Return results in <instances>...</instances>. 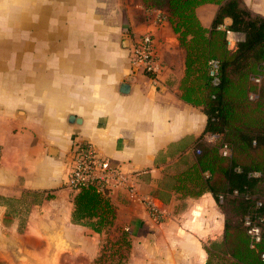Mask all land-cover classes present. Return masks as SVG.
I'll use <instances>...</instances> for the list:
<instances>
[{"label": "crops", "instance_id": "obj_1", "mask_svg": "<svg viewBox=\"0 0 264 264\" xmlns=\"http://www.w3.org/2000/svg\"><path fill=\"white\" fill-rule=\"evenodd\" d=\"M243 1L264 15V0ZM216 8H195L204 27ZM145 31L159 65L150 75L131 71L128 60ZM185 56L163 10L145 0H0L1 261L92 264L108 226L96 232L73 222L75 192L64 185L72 143L87 141L134 188L133 196L124 186L102 194L115 210L111 227L130 241L124 264L205 263L203 246L221 240L224 215L209 191L184 190L206 123L201 106L182 98L193 78L185 82ZM25 194L17 231L14 217L3 224L7 202Z\"/></svg>", "mask_w": 264, "mask_h": 264}, {"label": "trees", "instance_id": "obj_2", "mask_svg": "<svg viewBox=\"0 0 264 264\" xmlns=\"http://www.w3.org/2000/svg\"><path fill=\"white\" fill-rule=\"evenodd\" d=\"M145 3L163 10V17L178 35L186 52L185 82L193 76L182 98L201 106L206 115L195 145V162L183 176L189 184L184 186L186 193L209 191L224 215L221 240L203 246L207 254L204 264H264V15L243 0ZM204 3L217 5L209 27L195 14V8ZM226 17L231 20L228 25H224ZM226 30L243 34L233 49L227 47ZM209 59L219 62L217 83L208 74ZM256 77L258 82L252 79ZM208 134L217 138L209 142ZM223 146L228 155L221 154ZM254 172L258 175H251ZM74 192L73 222L96 232L113 224L115 210L94 184ZM246 216L260 227L261 240L254 248L249 246L243 224Z\"/></svg>", "mask_w": 264, "mask_h": 264}, {"label": "built area", "instance_id": "obj_3", "mask_svg": "<svg viewBox=\"0 0 264 264\" xmlns=\"http://www.w3.org/2000/svg\"><path fill=\"white\" fill-rule=\"evenodd\" d=\"M229 33L230 30H226L227 47L233 49L237 41ZM128 60L133 72L150 75L157 71L159 65L156 57L155 41L151 32L139 33L132 39ZM218 68V60L209 59L207 61V71L209 76L212 77L213 83L218 82ZM252 79L255 82L259 81V77ZM252 97H255V95L250 94V98ZM216 138V134L206 136V140L209 142H213ZM221 154L224 156L229 154L226 146L222 147ZM251 175L257 176L258 174L254 172ZM127 179L128 177L120 170V167L111 162L109 158L99 156L90 142L75 141L72 143L68 173L64 184L71 191L74 192L81 187L94 184L99 192L106 193L110 188L124 186L133 196V185L128 183ZM146 203L151 216L157 219L161 212L149 201ZM243 224L246 227L249 246L254 248L256 243L261 240L260 227L248 216L244 218ZM261 258H264V253H261Z\"/></svg>", "mask_w": 264, "mask_h": 264}, {"label": "rangeland", "instance_id": "obj_4", "mask_svg": "<svg viewBox=\"0 0 264 264\" xmlns=\"http://www.w3.org/2000/svg\"><path fill=\"white\" fill-rule=\"evenodd\" d=\"M246 1L250 5H254L253 3H256L255 0ZM30 199L31 196L25 194L17 202H15L14 200L7 202L9 209L8 213L5 214L6 217L3 221V224L7 225L9 218L14 217L19 222L17 231H22L26 222L27 210L29 209L28 202ZM120 231L121 230H119L118 228H114L111 226L106 227V229L103 231V239L101 242L99 253L93 260L92 264H124L127 261V258L129 256L130 241L127 239V235L123 236ZM6 237L10 238L12 236L7 235ZM1 262L6 264L3 261Z\"/></svg>", "mask_w": 264, "mask_h": 264}, {"label": "water", "instance_id": "obj_5", "mask_svg": "<svg viewBox=\"0 0 264 264\" xmlns=\"http://www.w3.org/2000/svg\"><path fill=\"white\" fill-rule=\"evenodd\" d=\"M128 89V84L127 83H122L121 85H120V91L121 92H125L126 90ZM74 119V117L73 116H71L70 118H69V121H72ZM38 264H46V263H38Z\"/></svg>", "mask_w": 264, "mask_h": 264}]
</instances>
